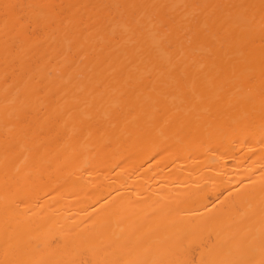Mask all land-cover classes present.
I'll list each match as a JSON object with an SVG mask.
<instances>
[{"label":"bare ground","instance_id":"1","mask_svg":"<svg viewBox=\"0 0 264 264\" xmlns=\"http://www.w3.org/2000/svg\"><path fill=\"white\" fill-rule=\"evenodd\" d=\"M0 264H264V0H0Z\"/></svg>","mask_w":264,"mask_h":264}]
</instances>
